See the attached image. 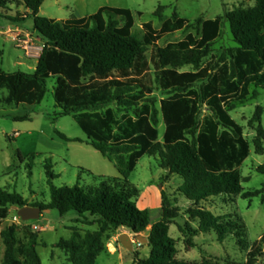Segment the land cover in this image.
<instances>
[{"label":"trees","instance_id":"1","mask_svg":"<svg viewBox=\"0 0 264 264\" xmlns=\"http://www.w3.org/2000/svg\"><path fill=\"white\" fill-rule=\"evenodd\" d=\"M45 1L24 0L27 16L11 18L23 22L32 17L45 45L35 73L0 71V107L40 105L48 80L54 78V99L61 109L56 118L73 116L87 143L114 161L121 175L103 178L97 186L87 188L78 184L52 187L47 204L29 205L18 192L0 188V252L4 248L0 264H42L39 233L27 228L21 236L16 224L2 228L10 207L25 206L58 211L62 217L75 211L78 222L98 225L99 230L88 233L83 242L78 243L75 234L65 247L71 259L81 252L75 264H94L103 238L121 228L135 235L149 231L150 255L134 264H221L208 258L201 262L179 259L176 240L170 236V227L180 216L179 207L162 191V218L152 223L151 211L137 205L141 191L130 183L129 176L144 156L157 155L160 168L183 179L179 191L193 206L187 214L199 220V229L193 231H216L220 242L230 233L229 227L211 211L199 208L200 204L212 197L241 195L247 199L264 193V184L261 190L244 192L239 168L249 157L250 145L230 114L237 105L259 96L258 91L251 92L253 86L264 88V0L216 19H198L197 35L189 33L166 47L158 45L164 36L192 27L177 13L163 21L159 30L151 22L144 23L140 34L134 30L135 16L130 9L105 6L88 17L57 21L40 16ZM163 12L161 6L154 16L161 19ZM224 20L229 21L238 47L230 49L219 63L204 66L221 36ZM150 47L154 51L148 62ZM188 66L193 70L181 72ZM156 86L168 95L159 104L153 96ZM113 103L117 109L99 110ZM263 114V107L258 106L250 121L257 124V154H264ZM161 122L165 130L160 142ZM57 135L68 142H83L60 132ZM34 159L35 154L27 164L29 177ZM44 168L49 179L57 177L51 159ZM257 171L264 175V164ZM262 258L264 235L250 248L245 263L228 264H258Z\"/></svg>","mask_w":264,"mask_h":264},{"label":"rangeland","instance_id":"2","mask_svg":"<svg viewBox=\"0 0 264 264\" xmlns=\"http://www.w3.org/2000/svg\"><path fill=\"white\" fill-rule=\"evenodd\" d=\"M0 7V71L6 73H35L39 55L45 45V40L35 31L32 17L20 22L11 18L22 19L29 10L24 0H2ZM255 0H46L40 9V16L57 21L88 17L95 14L101 7L130 9L135 16V28L142 33L143 24L151 22L155 29H160L163 21L173 18L174 14L189 20L192 24L187 30L178 31L164 36L159 42L160 47L182 41L189 33L197 35L196 21L198 19L212 20L225 16L238 7H254ZM164 7L163 17L154 16L159 7ZM142 14L139 15V14ZM238 47L234 41L230 23L224 20L222 33L211 47L212 53L204 60V66L217 64L229 50ZM153 48L146 52L148 62L151 61ZM191 66L181 72L192 71ZM56 80L50 78L47 82V93L40 105H5L0 107V188L10 192H18L29 205L47 204L51 199L52 187L80 185L87 188L97 186L103 178L120 177L116 163L103 156L89 145L86 134L76 123L73 116L57 117L61 109L54 99ZM259 92L256 99L250 98L244 104H239L231 111L232 118L243 128L244 137L249 142V157L240 166L239 172L244 179V192L261 190L264 175L257 169L264 164V154H257L254 140L257 136V124L251 125L258 106L264 109V88L253 86L251 92ZM6 95V92H4ZM153 96L159 104L168 95L157 88ZM117 109L116 103L99 108ZM206 112V111H205ZM204 112V113H205ZM29 116V120L14 121L12 117ZM264 127V114L262 116ZM162 135L165 130L163 122L159 126ZM57 132L71 139L83 142H68L61 139ZM35 154L33 175L29 177L27 164L29 157ZM51 159L54 164V179H49L44 168L45 161ZM129 181L136 186L141 195L137 199L140 209L151 211L152 223L162 218V197L164 191L173 206L179 207L180 216L170 227V236L176 240L179 250L178 258L185 261L201 262L203 258L216 260L221 264L245 263L250 248L264 235V193L254 198L238 196L212 197L202 202L199 208L211 211L221 218V224L227 225L230 233L223 242L219 241L216 231L209 233L194 232L199 229V220H193L187 214L192 203L179 191L183 179L178 175H170L160 168L158 156H144L136 169L130 174ZM17 215L14 207L9 208V215L3 221L2 228L13 223ZM80 216L72 211L61 216L58 211L42 213L39 220L22 221L16 226L23 235L29 228L40 235L41 245L38 253L42 264H75L80 260V253L71 259L70 245L74 235L81 243L88 233L99 230L98 225L89 226L78 222ZM182 228V231L181 229ZM150 230V228H149ZM148 232L139 234L144 238ZM130 236L133 250L126 248L120 237ZM128 229L112 231L103 238L101 248L94 264H134L137 260L149 257L151 247L137 239ZM4 248L1 247L0 261ZM258 264H264V258Z\"/></svg>","mask_w":264,"mask_h":264},{"label":"water","instance_id":"3","mask_svg":"<svg viewBox=\"0 0 264 264\" xmlns=\"http://www.w3.org/2000/svg\"><path fill=\"white\" fill-rule=\"evenodd\" d=\"M14 210L25 222L39 220L42 213H49L51 210H42L40 207L25 206L23 208L14 207ZM138 240L143 243H147L148 239L141 235L136 236ZM122 244L129 250H133V242L129 235L124 234L120 237Z\"/></svg>","mask_w":264,"mask_h":264},{"label":"built area","instance_id":"4","mask_svg":"<svg viewBox=\"0 0 264 264\" xmlns=\"http://www.w3.org/2000/svg\"><path fill=\"white\" fill-rule=\"evenodd\" d=\"M23 220L21 219V217L17 214L15 215V217L13 218V223H21Z\"/></svg>","mask_w":264,"mask_h":264},{"label":"crops","instance_id":"5","mask_svg":"<svg viewBox=\"0 0 264 264\" xmlns=\"http://www.w3.org/2000/svg\"><path fill=\"white\" fill-rule=\"evenodd\" d=\"M40 56V55H39ZM39 59V58H38ZM123 229H125V228H123ZM126 230V229H125Z\"/></svg>","mask_w":264,"mask_h":264}]
</instances>
